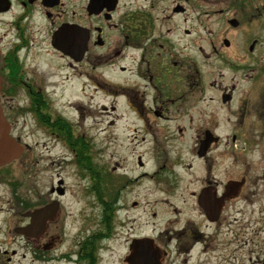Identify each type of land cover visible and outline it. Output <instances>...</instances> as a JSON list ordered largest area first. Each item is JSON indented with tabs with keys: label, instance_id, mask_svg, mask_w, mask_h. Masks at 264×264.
Masks as SVG:
<instances>
[{
	"label": "flooded vegetation",
	"instance_id": "obj_1",
	"mask_svg": "<svg viewBox=\"0 0 264 264\" xmlns=\"http://www.w3.org/2000/svg\"><path fill=\"white\" fill-rule=\"evenodd\" d=\"M263 46L264 0H0V102L25 147L0 166V244L15 254L24 242L41 264L100 263L115 232L82 120L105 90L121 95L140 136L130 194L145 180L154 197L149 209L130 200L126 255L140 239L162 264H237L249 243L264 251ZM216 69L229 80L216 81ZM191 130L185 159L177 142ZM55 150L88 179L71 213L65 177L40 186L32 173ZM48 205L45 225L22 233L28 213Z\"/></svg>",
	"mask_w": 264,
	"mask_h": 264
},
{
	"label": "rangeland",
	"instance_id": "obj_2",
	"mask_svg": "<svg viewBox=\"0 0 264 264\" xmlns=\"http://www.w3.org/2000/svg\"><path fill=\"white\" fill-rule=\"evenodd\" d=\"M264 56V46H263ZM263 68L259 77L264 92V57ZM230 71L226 69H220L214 72V79L216 81L226 82L230 78ZM71 97L77 96V91L73 95V91L67 90ZM217 96V95H215ZM115 106L113 109L112 106ZM88 115L85 122V130L87 137L93 145L92 153L94 161L97 165L101 166L97 169V173L101 182L103 183V190H100V199L104 203L113 204L114 207H120L114 218V238L108 242L102 244V261L101 264H126L125 256L127 251V237L128 227L126 225L127 215L130 213V200H138L141 202V209L151 208L153 196L147 197L146 193L148 187L151 186L150 182L141 180L139 183H134V193L130 194V175L136 176L140 168L136 163V156L140 149H137L134 153V160L130 162V146L137 144L140 136L136 138L137 132H134L131 127L130 109L128 105L122 100L119 93L109 94L104 90L101 98L96 94L91 101H87ZM217 111L219 114L220 125L217 131L224 134L225 121L222 119L224 110L222 107ZM165 128V126H164ZM167 128V125H166ZM27 141L31 142L34 139L32 136L26 137ZM37 139V137H36ZM34 139V140H36ZM182 142H177L183 146L184 158L191 157L192 152H187L188 146H192L195 142L194 132L191 130L186 133L185 137L181 139ZM41 141V138H40ZM39 150V149H38ZM191 150V149H189ZM61 151L55 150L53 154V162L48 166L49 161H41V170H34L32 173L37 172V182L42 186L44 183L46 186L49 184L48 179L50 177L56 178L58 174H62L66 181L67 195L64 196V209L65 212L76 211L78 204L75 202L74 194L76 192H84L89 190L88 179L75 174L77 170L71 165L68 166L61 162ZM48 154V153H47ZM65 154V153H64ZM43 156L46 157V154ZM65 156V155H64ZM29 159V158H28ZM65 159V158H64ZM16 165L8 166V170ZM151 166L150 164L148 167ZM18 175H25V168L13 169ZM31 176H25L28 179ZM79 176V177H78ZM23 177V176H22ZM137 183V184H136ZM102 189V188H101ZM107 193V194H106ZM113 194V195H109ZM92 198H87L89 201ZM114 199V200H113ZM117 199V200H116ZM94 200V199H93ZM150 202V203H148ZM88 208V205H87ZM74 230V229H73ZM72 230V231H73ZM71 231V233H72ZM17 248V252L12 254V248L7 244H0V264H41L33 259L32 249L26 248L23 242L21 246H13ZM7 250V254L4 251ZM62 250V249H61ZM11 257V259H9ZM47 264V263H44ZM48 264H72L66 261H55ZM211 264H219L215 258L211 259ZM237 264H264V251H261L254 244H247V247L243 250L242 257Z\"/></svg>",
	"mask_w": 264,
	"mask_h": 264
},
{
	"label": "water",
	"instance_id": "obj_3",
	"mask_svg": "<svg viewBox=\"0 0 264 264\" xmlns=\"http://www.w3.org/2000/svg\"><path fill=\"white\" fill-rule=\"evenodd\" d=\"M22 150V145L10 134V125L0 106V166L17 159L21 155ZM48 210L49 207H46L35 212H30L32 223L21 231L29 235L31 230L37 229L38 224L42 222L43 215L45 217ZM161 257L160 250L153 244L138 240L132 246L131 253L126 260L129 264H162Z\"/></svg>",
	"mask_w": 264,
	"mask_h": 264
}]
</instances>
